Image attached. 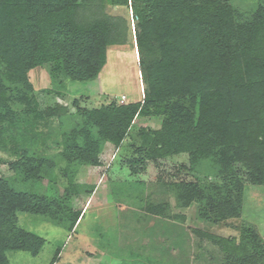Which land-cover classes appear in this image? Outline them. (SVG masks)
I'll return each mask as SVG.
<instances>
[{"label":"trees","instance_id":"1","mask_svg":"<svg viewBox=\"0 0 264 264\" xmlns=\"http://www.w3.org/2000/svg\"><path fill=\"white\" fill-rule=\"evenodd\" d=\"M109 7L131 10L143 100L113 99L90 110L74 101V113L60 106L39 110L30 71L46 67L56 87L91 82L108 48L126 42L128 22ZM0 62V153L12 158L14 173L0 175V264H9V251L37 256L45 244L19 226L18 213L74 229L80 212L68 198L93 189L74 183L77 168L99 166L106 143L120 149L137 118L161 121L156 130L139 127L138 142L128 144L122 164L132 174L180 154L188 155V170L203 163L213 168L219 182L174 185L179 205L198 203L202 221L240 216L239 174L264 186V0L250 14L226 0H0ZM53 134L59 137L52 140ZM43 179L66 198L13 187ZM147 211L163 213L161 205ZM193 233L219 250L220 264H264V240L247 225L237 238Z\"/></svg>","mask_w":264,"mask_h":264},{"label":"rangeland","instance_id":"2","mask_svg":"<svg viewBox=\"0 0 264 264\" xmlns=\"http://www.w3.org/2000/svg\"><path fill=\"white\" fill-rule=\"evenodd\" d=\"M226 1L244 14L256 10L260 2ZM108 12L126 18L130 27L126 42L108 48L107 62L91 82H67L65 88L56 87L46 67L30 71L32 95L39 110L60 106L74 113V101L80 110H90L113 99L119 103L122 96L125 103L143 100L145 88L139 54L132 45L135 21L131 10L109 7ZM3 71L4 65L0 62V73ZM160 121V117L137 118L120 149L106 143L99 156V166L77 168L74 183L93 189L91 194L81 191L80 195L68 198L72 209L80 212L71 232L44 217L18 213L19 226L42 237L45 244L37 256L23 251L7 252L9 264H50L57 250L60 252L54 264H220L219 250L206 239L197 237L194 230L221 238H237L239 227L247 225L264 240V186L248 182L238 173L239 165L235 169L244 185L240 216L221 223H207L198 217V203L187 208L179 205L174 185L179 181H197L204 185L219 182L208 163L188 170L189 157L180 154L151 163L137 174L122 164L129 154L128 144L138 142L139 127L156 130ZM68 127L65 122L63 130ZM57 137L59 134H53L52 140ZM11 160L0 153V175L14 178L9 166ZM181 165L187 169H179ZM13 187L38 196L66 198L60 186L46 179L34 186L15 183ZM150 205H161L163 213L148 212Z\"/></svg>","mask_w":264,"mask_h":264},{"label":"built area","instance_id":"3","mask_svg":"<svg viewBox=\"0 0 264 264\" xmlns=\"http://www.w3.org/2000/svg\"><path fill=\"white\" fill-rule=\"evenodd\" d=\"M126 99H125V96H122L121 98H120V100H119V103L120 104H124L126 101H125Z\"/></svg>","mask_w":264,"mask_h":264}]
</instances>
